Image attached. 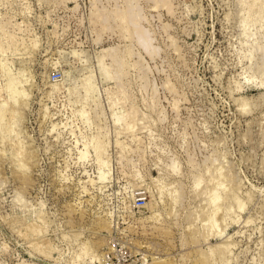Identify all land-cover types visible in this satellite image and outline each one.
<instances>
[{"label":"rangeland","instance_id":"obj_1","mask_svg":"<svg viewBox=\"0 0 264 264\" xmlns=\"http://www.w3.org/2000/svg\"><path fill=\"white\" fill-rule=\"evenodd\" d=\"M169 1L0 0V264H264V0Z\"/></svg>","mask_w":264,"mask_h":264},{"label":"bare ground","instance_id":"obj_2","mask_svg":"<svg viewBox=\"0 0 264 264\" xmlns=\"http://www.w3.org/2000/svg\"><path fill=\"white\" fill-rule=\"evenodd\" d=\"M97 1V0H96ZM136 0H125V7H124V11H123V9H121L123 12H111V10H110V12H105L104 11V8H102V10L101 9H99V10H97L96 12H98V14L95 16V17H97V21H98V23L100 22V24H102L103 25V27L106 25V22L110 19V18H113V20L114 19H116L118 22H120V26H122V24L124 25V21L125 22H127V25H128V27H129V29H130V34L132 33V36L131 37H134L135 39H136V41H138L139 42V45H140V47L144 50V52H146L147 54H149V55H153V52L155 51L153 48H152V45H151V43H152V41H151V38L149 37V34L145 31V30H143L142 29V27L140 26V23H141V16H140V7L138 8L137 6H136ZM151 2L152 1H154V3H155V1L156 0H150ZM95 2V1H94ZM115 2V1H114ZM170 1L169 0H157V3H155V5L157 4L158 5V3H159V5L160 6H162V7H165V9H168L169 10V8H171L172 6L170 5V3H169ZM258 2V1H257ZM135 3V4H134ZM93 4V3H92ZM94 5V4H93ZM157 5L156 6H154L153 8H157ZM159 6V7H160ZM171 6V7H170ZM115 7V6H114ZM166 12H167V10H166ZM170 12V11H169ZM96 14V13H95ZM93 16V17H94ZM96 19V18H95ZM110 20H112V19H110ZM115 20V21H116ZM108 23H109V21H108ZM107 23V24H108ZM96 24V23H95ZM99 37V36H98ZM131 39V38H130ZM260 46H258V45H253V47H252V49H251V51H250V53H249V56H248V60H251V58H252V56L254 55V54H256V53H259V52H261V50L262 49H260L259 48ZM111 51V50H110ZM113 52V51H112ZM115 52V51H114ZM114 52H113V54L111 53V52H109V53H111V54H109L108 53V56H110L111 58H112V62H113V64H115V66H116V68H115V71H114V75H110L109 74V76L111 77V78H114L115 80H118L119 79V77L121 76V73H122V71H121V62H120V59H118V56L116 57V52H115V55H114ZM114 55V56H113ZM152 57V56H151ZM137 64V63H136ZM124 68V67H123ZM123 68H122V70H123ZM261 67L259 68V71H257L261 76H262V71H261ZM106 75L108 76V74L106 73ZM260 76V77H261ZM263 77V76H262ZM7 78H8V76H7ZM7 80V79H6ZM13 83V81H12V79L11 78H9L8 80H7V84L6 85H8V87H11V84ZM13 86H15V84H12V87ZM7 88V87H6ZM145 88V87H144ZM12 90H13V88H11ZM119 89H120V92L123 94V90H121L122 88L121 87H119ZM8 90V89H7ZM11 90V91H12ZM10 91V90H9ZM13 92H15V91H13ZM12 93V92H11ZM16 94V93H15ZM14 94V95H15ZM122 96V95H121ZM128 99V98H127ZM121 102V101H120ZM122 104V103H121ZM2 106V105H1ZM1 106H0V115H1ZM2 117V116H1ZM0 119H2V118H0ZM121 119H124L123 117H116L115 118V123H118ZM123 121V120H122ZM126 127V126H125ZM126 129V128H125ZM129 129V128H128ZM129 130H131V129H129ZM126 131H127V129H126ZM117 134V133H116ZM94 144H93V146H94V151H95V155H96V158L98 159V161H99V158H100V156H101V153H102V145H101V143L99 142V141H96L95 140V142H93ZM136 150V149H135ZM132 151V150H131ZM122 153V152H121ZM86 154V153H85ZM84 154V152H83V154H81L80 155V158H82V157H85L86 155ZM121 158V157H120ZM106 164V163H105ZM199 179L197 178V180H195V182H194V186L195 185H198L199 184ZM17 197V196H16ZM15 199V198H14ZM211 203H216V201H217V198L216 197H211ZM148 208H149V206H148ZM240 208V207H239ZM218 232L216 231L214 234H213V236L214 237H217L218 236ZM220 247V246H219ZM216 250L218 249V247L217 248H215ZM217 251H219V250H217ZM225 252V251H224ZM204 254V253H203ZM205 258V257H204ZM203 258V259H204ZM207 257L205 258V261L207 262ZM198 262V261H197ZM153 264V263H152ZM154 264H156V262L154 263ZM157 264H170L168 261H160L159 263L157 262Z\"/></svg>","mask_w":264,"mask_h":264}]
</instances>
